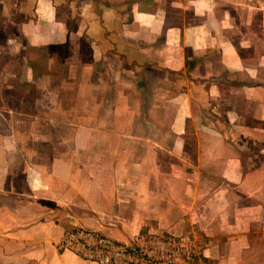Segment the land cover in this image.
Returning a JSON list of instances; mask_svg holds the SVG:
<instances>
[{"label":"crops","instance_id":"1","mask_svg":"<svg viewBox=\"0 0 264 264\" xmlns=\"http://www.w3.org/2000/svg\"><path fill=\"white\" fill-rule=\"evenodd\" d=\"M0 20L32 48L86 43L155 123L100 131L97 162L72 132H3L0 264H94L57 249L78 226L193 235L189 264H264V0H0Z\"/></svg>","mask_w":264,"mask_h":264},{"label":"rangeland","instance_id":"2","mask_svg":"<svg viewBox=\"0 0 264 264\" xmlns=\"http://www.w3.org/2000/svg\"><path fill=\"white\" fill-rule=\"evenodd\" d=\"M13 29L0 20V145L1 134L8 131L15 136L29 133L26 140L31 142L41 136L37 141L59 146L71 140H53L46 134L72 132V146L79 148L74 153H82V146L89 145L93 148L88 156L97 162L96 147L108 141L97 137L100 131L154 129L150 108L138 105L140 94L123 77L100 68L86 43L32 48L10 41V36L15 37ZM77 132L92 135L76 139ZM17 142L12 139V145ZM76 156L79 162H87L85 156Z\"/></svg>","mask_w":264,"mask_h":264},{"label":"built area","instance_id":"3","mask_svg":"<svg viewBox=\"0 0 264 264\" xmlns=\"http://www.w3.org/2000/svg\"><path fill=\"white\" fill-rule=\"evenodd\" d=\"M57 249L94 264H189L201 256L202 243L190 234L151 233L118 242L78 226L63 235Z\"/></svg>","mask_w":264,"mask_h":264}]
</instances>
